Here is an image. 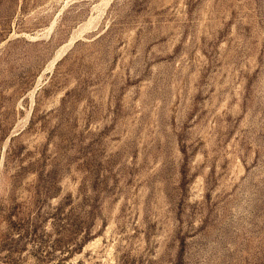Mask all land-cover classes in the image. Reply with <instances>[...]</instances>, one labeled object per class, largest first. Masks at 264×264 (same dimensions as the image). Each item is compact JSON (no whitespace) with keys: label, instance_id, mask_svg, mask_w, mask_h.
<instances>
[{"label":"rangeland","instance_id":"rangeland-1","mask_svg":"<svg viewBox=\"0 0 264 264\" xmlns=\"http://www.w3.org/2000/svg\"><path fill=\"white\" fill-rule=\"evenodd\" d=\"M0 264H264V0H0Z\"/></svg>","mask_w":264,"mask_h":264},{"label":"trees","instance_id":"trees-1","mask_svg":"<svg viewBox=\"0 0 264 264\" xmlns=\"http://www.w3.org/2000/svg\"><path fill=\"white\" fill-rule=\"evenodd\" d=\"M67 252H69V253H70V250H69V249H67Z\"/></svg>","mask_w":264,"mask_h":264}]
</instances>
